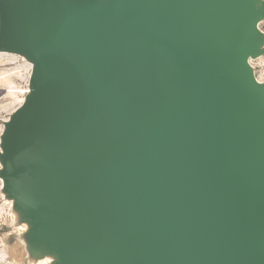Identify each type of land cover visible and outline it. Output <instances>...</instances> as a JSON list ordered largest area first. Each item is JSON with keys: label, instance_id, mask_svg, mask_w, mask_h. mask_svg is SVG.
<instances>
[{"label": "water", "instance_id": "water-1", "mask_svg": "<svg viewBox=\"0 0 264 264\" xmlns=\"http://www.w3.org/2000/svg\"><path fill=\"white\" fill-rule=\"evenodd\" d=\"M1 1L8 46L37 60L49 109L32 90L4 142L38 244L61 242L66 264H264V114L243 65L255 46L249 0H186V18L167 11L175 0H129L132 15H98L109 23L101 39L91 20L84 33L69 25L63 100L18 36L20 7ZM172 80L185 105L198 95L188 120L165 112Z\"/></svg>", "mask_w": 264, "mask_h": 264}, {"label": "rangeland", "instance_id": "rangeland-1", "mask_svg": "<svg viewBox=\"0 0 264 264\" xmlns=\"http://www.w3.org/2000/svg\"><path fill=\"white\" fill-rule=\"evenodd\" d=\"M128 1L32 0L25 7L24 0H7L9 5L20 7L15 8L13 13L18 36H23L25 42H32L42 54L50 69L54 95L61 100L64 99L62 93L65 81H68L64 67L68 66L69 59H74L69 25L79 33L88 28L86 23L91 20L94 22L89 27L92 28L91 32L101 39L104 30L109 27L108 20L101 17L108 12L113 13L112 16L120 13L132 15L134 5H128ZM249 3V29L255 39V46L244 55L243 65L254 80L251 85L259 94V106L264 107V0H249ZM4 5L0 3V264H66L67 251L61 242L51 241L47 237L46 245L38 244L40 236L31 209L16 197L17 193L10 185L9 173L5 169L6 134L15 113L30 101V92L36 91L39 98L37 103L45 109V114H49V109L45 99L44 79L37 60L22 48L8 46L9 38L1 26ZM166 8L171 15L177 13L186 18V0H175L174 4ZM146 9V3L138 7V11ZM82 14L84 17L80 18ZM61 17L63 23H60ZM80 19L84 20L78 24ZM127 20L130 18L127 17ZM111 23L116 25L121 22ZM58 26L59 30L55 33ZM122 26L126 25L122 23ZM43 37L47 39L46 46L41 44ZM94 41L97 42V38Z\"/></svg>", "mask_w": 264, "mask_h": 264}, {"label": "bare ground", "instance_id": "bare-ground-1", "mask_svg": "<svg viewBox=\"0 0 264 264\" xmlns=\"http://www.w3.org/2000/svg\"><path fill=\"white\" fill-rule=\"evenodd\" d=\"M30 47L32 48L31 45H30ZM250 79H251V81H254L251 75H250ZM199 84H198V81H196L195 82V88H196V86H199ZM167 88H168V91L170 92V96H169L168 103L166 105L165 112L169 115L174 114V115H179V116H182V113L186 112V119L188 120L189 118H191L193 116L194 112L196 111V107L198 106V95H193L192 97L187 96L186 97V105H185L181 101V99H182L181 84L178 81L172 80L171 83L170 82L168 83ZM11 92H14V90ZM258 112L260 114H264V107H261L258 110Z\"/></svg>", "mask_w": 264, "mask_h": 264}, {"label": "flooded vegetation", "instance_id": "flooded-vegetation-1", "mask_svg": "<svg viewBox=\"0 0 264 264\" xmlns=\"http://www.w3.org/2000/svg\"><path fill=\"white\" fill-rule=\"evenodd\" d=\"M236 24V23H235ZM233 27H234V25H233Z\"/></svg>", "mask_w": 264, "mask_h": 264}]
</instances>
